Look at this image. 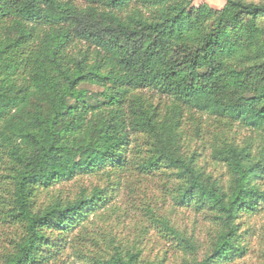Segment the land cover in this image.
I'll return each instance as SVG.
<instances>
[{
    "label": "trees",
    "instance_id": "1",
    "mask_svg": "<svg viewBox=\"0 0 264 264\" xmlns=\"http://www.w3.org/2000/svg\"><path fill=\"white\" fill-rule=\"evenodd\" d=\"M193 1L0 0V264L264 262V0Z\"/></svg>",
    "mask_w": 264,
    "mask_h": 264
},
{
    "label": "rangeland",
    "instance_id": "2",
    "mask_svg": "<svg viewBox=\"0 0 264 264\" xmlns=\"http://www.w3.org/2000/svg\"><path fill=\"white\" fill-rule=\"evenodd\" d=\"M208 4L213 8H221L224 5L223 0H194L193 5L198 6L200 4ZM206 152L203 153L205 155ZM207 168L211 170L218 171L219 173L223 171L220 167H215L212 165V163H207ZM146 190L150 194L152 192V188L156 187L157 184L154 183V181L147 180L145 182ZM123 190H121L120 193H118L112 200V202H118L119 204L122 203L123 205L127 204V198L122 196ZM182 211V210H179ZM179 222H181L182 225L186 226L188 230H191L193 225H196V233H200V237H204L207 226L205 221L201 220L192 216L191 213L188 211H182L179 213ZM194 217V218H193ZM100 216L95 220L96 223L102 224V221L100 220ZM198 219V223L194 224L193 220ZM244 221V227L252 229L250 232L252 236L245 235L247 237V240H250L251 248L250 253L241 261L236 262L235 264H264V262L259 258V253L262 247L261 239L258 237V231L259 228L262 225V216L257 217H245L243 219ZM138 226H130L129 221L125 222L124 227L121 225L119 229L116 231L120 236L123 238L131 239L132 237H135L137 235V232L139 229H137ZM254 230V231H253ZM170 245V244H169ZM167 242L160 239L158 235L155 233H150L146 238L143 240V249H144V255H146L149 259H154L156 261H159L161 259V264H179V254H172V252L166 253L164 255V250L167 248ZM75 264V263H74Z\"/></svg>",
    "mask_w": 264,
    "mask_h": 264
}]
</instances>
